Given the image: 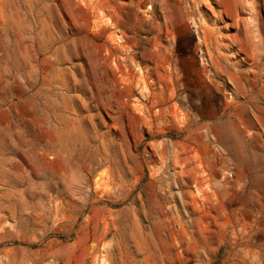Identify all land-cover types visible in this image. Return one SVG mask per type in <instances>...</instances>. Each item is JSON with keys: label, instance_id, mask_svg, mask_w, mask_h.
<instances>
[{"label": "rangeland", "instance_id": "rangeland-1", "mask_svg": "<svg viewBox=\"0 0 264 264\" xmlns=\"http://www.w3.org/2000/svg\"><path fill=\"white\" fill-rule=\"evenodd\" d=\"M230 2L0 0V264H264V0Z\"/></svg>", "mask_w": 264, "mask_h": 264}, {"label": "bare ground", "instance_id": "bare-ground-1", "mask_svg": "<svg viewBox=\"0 0 264 264\" xmlns=\"http://www.w3.org/2000/svg\"><path fill=\"white\" fill-rule=\"evenodd\" d=\"M223 3H224V6H225V7L229 8L231 2H230V0H223ZM210 33H211V32H210ZM113 41L116 42L117 40H116V39H113ZM144 74H145V73H144Z\"/></svg>", "mask_w": 264, "mask_h": 264}]
</instances>
